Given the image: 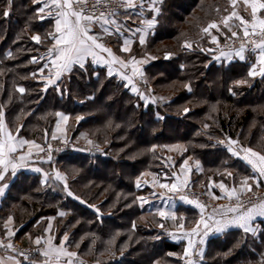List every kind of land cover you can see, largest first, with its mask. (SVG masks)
<instances>
[{
	"label": "trees",
	"instance_id": "obj_1",
	"mask_svg": "<svg viewBox=\"0 0 264 264\" xmlns=\"http://www.w3.org/2000/svg\"><path fill=\"white\" fill-rule=\"evenodd\" d=\"M40 7L33 0H12L10 6L0 0V112L12 132L37 142L50 138L57 114L64 112L71 137L91 138L102 152L66 151L33 161L46 181L19 171L0 204V233L11 217L19 239L42 237L53 217L55 242L68 237L66 246L77 255L73 264H184L171 254L182 253L183 244L169 240L160 227L165 222L140 203L136 178L146 170L168 177L185 156L203 166L193 173L195 188L207 189L211 179L238 184L257 178L242 159L211 143L215 135H228L240 151L264 155V76H249L248 61L218 63L203 33L230 12L231 0H163L146 42L134 43L128 56L145 59L142 73L154 93L171 98L162 108L91 61L45 90L39 72L47 59L32 60L38 49L52 48L55 27L52 17L39 18ZM178 142L184 154L167 160L168 146ZM55 168L66 174L67 187L55 179ZM178 214L188 226L198 219L189 206L180 205ZM259 223L256 232L232 228L211 236L200 264H264V221ZM113 254L119 260L112 261Z\"/></svg>",
	"mask_w": 264,
	"mask_h": 264
},
{
	"label": "crops",
	"instance_id": "obj_2",
	"mask_svg": "<svg viewBox=\"0 0 264 264\" xmlns=\"http://www.w3.org/2000/svg\"><path fill=\"white\" fill-rule=\"evenodd\" d=\"M232 8L230 10V12L225 15L220 21H213L210 24H215L216 27L213 28H209V25L206 26V28H208V32H206V34H209V42H210V48H215V43L218 40L219 35H224V34H231L234 31H243V25H241V22L239 19L236 18V16H232V13L235 11L237 13L238 16L242 17L245 21H251L252 20V9L249 6V4L245 3V0H236L235 4H233L231 2ZM43 6V0L41 2V7ZM160 3H157L155 5V7L159 8ZM152 5H151V0H144V7L143 9L137 8L135 10H126L123 9L120 15L114 16V17H109V19H115L117 21V23L119 25H121V29L119 32H116V25L113 24H107V25H103L102 21L100 23H93L90 25L91 27V31H90V35H95L97 37H99V42L103 43L105 47L110 48L113 52V54L118 57L120 60L124 61L127 64V67H122L119 63H114V64H106L104 61L105 60H110L111 58L108 56V54L106 52H102L100 50H96L99 57H102L103 59H99L96 62H94L93 57L91 55H86L84 57L83 60V64L85 65L88 61H91L92 64L96 67H102L105 68L106 71L109 74V67H111L112 69V74L111 75H116L118 76L121 80L125 81L126 86L130 87L131 91H132V87L134 86L135 88L138 89L137 92H134L136 94H140V96L146 100V95L141 92V88L139 86V84L137 83L136 79L138 77V75L143 72V68L145 66V59L143 58H135V57H129L128 54L130 53V50L132 49L133 45L135 42H139L140 40V36L144 35L145 36V42L149 36V33L151 31V29L146 28V25L144 23H142V21H147L149 19L155 18L156 16V12L151 10ZM48 9L45 10V13H42L45 15V17H52L54 20V27H55V19H56V11L58 10H52V15L48 16ZM139 13H142V15H139ZM257 16L261 19H264V10H261L257 13ZM130 17V18H129ZM231 17L230 19L227 20V22H225V18ZM87 23V22H85ZM249 26V30H251V26L250 24ZM103 28H107L109 30V33H105L103 31ZM137 29H140L141 31H136ZM54 36H59V33H56V30ZM205 32V31H204ZM213 37L216 38V42L213 41ZM129 41V43L127 45H125V41ZM140 43V42H139ZM55 45V39L53 38V43H52V48ZM116 46L119 47L118 51L116 49ZM127 46L129 48V51H122L121 49L123 47ZM236 51L233 52H223V53H227V54H232V58L229 59L227 55H222V52H214L213 58L214 60H216L218 63L221 62H232L235 60H240V61H248L250 63V71L253 69V67H255V70L257 72L256 76H261L259 74L260 72V68L262 67V65H260L256 59L258 53H249V52H245V59L241 60L238 57H236L234 55ZM123 54H127V56L123 55ZM133 58H135V61H139L140 63H133L132 60ZM54 59V53L51 56V58H49L47 60V67H45L46 69H44V72L41 74V72H39V80L45 82L48 86V79H52L55 80V83L57 82V80H59L61 77H63L64 75H67L70 73V71H65L62 72L61 76L57 79L56 78V72H57V68L53 67L51 64V60ZM78 64H74L71 68V70L73 69L74 66H76ZM255 76V75H254ZM130 78L132 83L129 84L128 79ZM21 88V87H19ZM133 92V91H132ZM59 114L61 115H57V119L55 122V126L54 129L51 133L50 138H53L55 136V138H64L66 136L69 135V130H68V125L70 123V117L68 114L64 113V112H59ZM63 117H67V119H63ZM4 123L7 126L8 131H10L12 133L13 136H15L17 138V140L19 139H25L22 138L20 136H18L17 133L12 132L10 130V128L8 127L7 123L5 122V119L3 117ZM0 139H6V137L4 136V134L2 132H0ZM28 140V139H25ZM28 141H34V140H28ZM35 145H39V142L34 141ZM39 148L35 147L34 145H24L23 147H20L19 145H17V150L18 151H22L21 153H19L20 155H25L29 152H33L35 150H37ZM168 157L167 160L169 158H172L174 155L176 156H180L183 155L185 152V146L182 142H178V143H173L171 145L168 146ZM255 152V151H254ZM239 155H235L236 157L242 159L245 163H247L251 168V164H249L245 159H243V157L245 156V153L243 151H239L238 152ZM14 153L11 154L10 159H12V155ZM187 161V164L185 165L184 162ZM14 163L19 164H23L22 167H18L16 170V174L21 171V170H25L28 172H34V173H38L41 175L42 180L46 181L47 178L45 177V172L40 168L39 165H37L36 163L33 162V160L26 159L25 161H19V160H13ZM182 165H184V167L182 168ZM198 166H199V170H198ZM39 168L40 171L37 172L36 169ZM175 171H171L168 175V177H166V174H160L156 171H152V170H146L144 171L139 177L136 178V187H137V181H139L140 183V187H137L140 190V194H139V198H143L144 200L148 201L149 204H152L153 209H151L152 211L156 212L157 214L159 213V211H165L166 213H169V217H161L158 214V217L161 218V220H163L165 222L163 228L164 230L167 232V237L169 240H171L172 242L175 243H181L183 244V251L182 253H171L173 256L179 257L181 259H183V262L185 264V261L187 259H189V257H185L184 256V249L188 246V239L187 238H181V239H176L173 238L172 235H169V233H173L175 234L176 237H182L184 232H191L192 229L196 228L197 226V222L201 219V210L200 208H198L196 206L195 203H189V201H185V200H180V199H171L169 197V194L172 191H168L167 189L161 188L159 186V184H177L178 189L185 187V183H187V186L193 185V173L194 171H196L197 173H201L203 171V166L202 163L193 158L192 156H185L183 157L182 161L177 165V167H175L174 169ZM253 170V169H252ZM59 172L63 177L64 180H59L61 181L64 185H67L68 179L66 174L55 168V172ZM257 176V180H259V185H261V183H264V178L259 177V173L258 172H254ZM16 174L14 176H16ZM171 174V175H170ZM12 175V169L9 166V170L8 172L5 174V179L3 181H0V187L4 188V192L3 195H0V204L4 198V196L7 193V190L9 188L10 185V180L14 177ZM254 184H253V183ZM5 184L7 185V187H4ZM223 184L224 188L222 189L220 187V185ZM208 185L211 186V188L213 189V192L215 193V195H228V192H230L232 189L236 190V194L242 193V192H247V188L249 185H251V190H253L254 188L256 189L258 186L256 185V183L254 182V180H248L247 185L243 184V181L241 183L238 184H227L223 181H216V180H210ZM145 203V204H148ZM180 205H185V206H189L191 208H194L198 211V219L196 221V223H194L193 225H185L184 224V220L179 218V214H178V207ZM231 208V207H219V208H212V209H204L203 215L205 218H207L209 215L214 216L215 219L217 220H227L232 218L235 215H238L239 213H231L228 212L227 209ZM249 208V207H248ZM214 209H218L219 211L217 212H213ZM246 209H239V212H244ZM175 215V219L171 218V214ZM184 216V215H183ZM53 221L54 218L51 217L48 221L45 233L43 238L48 241L49 239L51 240V247L52 248H56L59 247L61 245V241L64 240V237L61 239L60 243H56L54 236L52 234V227H53ZM260 221H264V217H256L252 222H251V226L254 229V232H256L259 227H260ZM183 224V228L181 229L179 227L180 224ZM210 224L212 223L211 221L209 222ZM4 228H5V232H13L14 231V221L13 218H8L5 221L4 224ZM235 228V227H232ZM229 228V229H232ZM227 229V230H229ZM204 229H203V225L200 226V235H193L191 237V239L195 242L194 243V247L192 249V256L190 257L193 261L194 264H200L201 262H196L194 259V255L197 252L196 246L199 243V241L201 239L204 240L203 243V248H202V253L204 254L205 249H206V243L207 240L214 235H219L223 232H210L207 236L203 235ZM37 238H40L39 236H35V237H28L27 235H25L23 238L21 239H28L29 243H33L35 242V240ZM48 244V243H47ZM48 246V251L50 253V255H56L55 252L51 251L49 244ZM63 249L66 252H73L71 250H69V248L66 246V241H64L63 243ZM75 253V252H74ZM48 256L46 259L44 260H38V259H22L20 256H18L15 253H9L4 251L1 247H0V264H69V261H71V264H73L76 259H77V255L74 257H70L67 255H60L59 258H57L56 256H54V258H52L51 256ZM59 259V260H58Z\"/></svg>",
	"mask_w": 264,
	"mask_h": 264
},
{
	"label": "snow or ice",
	"instance_id": "obj_3",
	"mask_svg": "<svg viewBox=\"0 0 264 264\" xmlns=\"http://www.w3.org/2000/svg\"><path fill=\"white\" fill-rule=\"evenodd\" d=\"M12 0H7V3L9 6L11 5ZM34 3H41L42 0H33ZM163 0H151L152 8L151 10L156 12L157 15L160 14V8L155 7L157 3H162ZM233 4H235L236 0H231ZM108 3H115L119 5L120 7H123L126 10H135L137 8L143 9L144 7V0H95V2L91 6V14H86L87 11V5L88 0H43V6L40 7L37 10V15L41 20L45 19L46 17L43 15H39L41 13H45V10L48 9V16L52 15V10H58L56 11V19H55V30L56 33H59V36H53L55 39V45L53 48H50L49 54L52 55L54 53V59L51 60V64L53 67H56L58 70L56 72V78L58 79L62 72L65 71H71V68L74 64H78L81 68L84 67L83 60L86 55H91L93 57L94 62H96L99 59H103L102 57H99L97 53V49L106 52L108 56L111 58L110 60H105L104 62L106 64H114L119 63L122 67H127V64L120 60L118 57H116L112 50L110 48H107L104 46L103 43L99 42V37L95 35H90L91 27L90 25L93 23H100L102 21L103 25L107 24H113L116 25V32H119L121 29V25L117 23L115 19H109V16L114 15L113 12L105 13L100 12L99 16L96 15V9L98 5L105 4V6ZM246 4H249V6L252 9V20L245 21L242 17L238 16L237 13L234 11L232 13V16H236L237 19L240 20L241 25H243V34L245 37L251 36H260L259 42L256 40H252L250 43L252 44L251 49H246V46L244 44H241L240 48L234 53L236 57H238L241 60L245 59V51H250L253 53H258L256 59L262 67L260 68L259 74L264 76V19H261L257 16V13L261 10H264V0H245ZM10 15V11L8 9H5L3 11V16L7 18ZM139 15H142V13H139ZM130 18V17H129ZM231 17L225 18V22H227L228 19ZM87 22V23H85ZM146 25V28L151 29L153 28L157 20L155 18L149 19L147 21H142ZM251 26V31L249 30V25ZM216 27L215 24H210L209 28ZM259 29V31H257ZM103 31L105 33H109V30L107 28H103ZM136 31H141L140 29H137ZM203 31L208 32V28H205ZM233 36H236L237 33L233 32ZM32 39L40 43L41 37L39 35H34ZM213 41L216 42V38L213 37ZM140 44L143 45L145 43V36L141 35ZM125 45L129 43V41L124 42ZM186 47H190V45H186ZM122 51H129V48L127 46L123 47L121 49ZM222 55H227L229 59L232 58V54L227 53H221ZM8 56H11V53L7 54ZM38 60L36 58H33L32 63H37ZM133 63H140L139 61H135V58L132 60ZM44 67H47L45 65ZM41 74L44 72V68L40 69ZM112 74V69L109 67V75ZM143 75V73H140ZM257 72L255 70V67L248 73L249 76L256 75ZM35 76V73L33 74ZM129 84L132 83L130 78H127ZM246 81H238V83H245ZM48 85L55 84V80L48 79L47 81ZM47 89V85L45 86V90ZM19 92L23 93L25 89L23 87L18 89ZM133 92H137L138 89L134 86L132 87ZM187 111V109H185ZM61 115V114H57ZM162 118V117H161ZM63 119H67V117H63ZM0 132L4 134L6 139H0V181H3L5 179V174L9 170V166L12 169V175L14 176L16 174V170L18 167H22L23 164H17L13 162V159H10V156L12 153H15L17 150V145L20 147H23L24 145H34L35 147L39 148V145H35L34 141H28L25 139H19L12 135L10 131H8L7 126L4 123L3 120V113L0 112ZM55 138V136L53 137ZM91 143V141H89ZM221 143H224L221 141ZM238 143L237 141H228V151L232 153L233 155H239L238 152H236L231 145ZM43 149H41L42 151ZM242 151L245 153V156L243 159H245L249 164H251L252 169L254 172L259 173V177L264 178V155H261L260 153L254 152L251 148H243ZM31 157V152L20 155L18 157L19 161H25L26 159H29ZM49 159H51V156H49ZM184 164H187V161L184 162ZM184 165H182V168ZM199 170V166H198ZM37 172L40 171L39 168L36 169ZM230 175V174H229ZM45 177L47 178V174H45ZM55 179L56 180H64V177L59 173H55ZM249 177H246L243 181V184L247 185ZM254 180L257 186H259V180L256 178H251ZM161 188L167 189L168 191H176L178 190L177 184L173 183L171 185L169 184H159ZM185 186H187V183H185ZM4 187H7L5 184ZM65 187L66 184H65ZM137 187H140L139 181H137ZM220 187L223 189L224 185L221 184ZM248 191H251V185L247 188ZM4 188L0 187V195H3ZM68 195H72L71 192H68ZM228 196L231 199L233 196H236V190L232 189L230 192H228ZM218 199L219 197H214ZM237 200H239V196H236ZM143 203H148V201L144 200L143 198H139ZM181 199H186L185 197H181ZM189 203H195L198 208L201 210V219L197 222L196 228L192 229L191 232H184L182 237H176L175 234L169 233V235H172L173 238L181 239V238H187L188 239V246L184 249V256L189 257L185 261V264H194V261L190 258L192 256V249L194 247V241L191 239L193 235H200V226L203 225V235L207 236L210 232H225L227 229L235 227L242 229L244 233L254 232V229L251 226V222L256 217H264V202H261L259 204L253 205L252 207L247 208L244 212H239L240 205L238 204L237 207H231L228 208L227 211L231 213H239L238 215L233 216L230 219L227 220H217L214 218V216L209 215L207 218L204 217L203 212L205 209V205L200 204L196 201H189ZM98 211V210H97ZM219 211L218 209H214L213 212ZM161 217H169V213H166L165 211H159L158 213ZM61 216L65 215V213L61 212ZM171 218L175 219L174 213L171 214ZM212 222L211 224L209 222ZM160 227H163L161 224ZM179 227L182 229L183 224L181 223ZM9 235H14V233H9ZM68 239L67 236L64 237V240L61 241V245L56 248L51 247V240L49 239L47 243L49 244V247L51 251L55 252L56 255L59 257L60 255H67L70 257L76 256V253L74 252H66L63 249V243ZM42 238H37L35 240V243L39 245L41 243ZM201 244L204 243V240L201 239L199 241ZM0 246L12 248L13 246L11 244L4 245L2 242H0ZM50 253L49 251H45L43 255L48 256ZM69 264H71V261H69Z\"/></svg>",
	"mask_w": 264,
	"mask_h": 264
},
{
	"label": "built area",
	"instance_id": "obj_4",
	"mask_svg": "<svg viewBox=\"0 0 264 264\" xmlns=\"http://www.w3.org/2000/svg\"><path fill=\"white\" fill-rule=\"evenodd\" d=\"M95 2V0H88L87 5V11L86 14H91V6ZM124 8L120 7L119 5L115 3H108L106 6L105 4H101L97 6L96 9V15L99 16L100 12H105L106 14L109 12L114 11V15L109 17H114L119 14ZM259 31V29H257ZM252 40H256L259 42L260 36H249L245 37L243 32L237 33L236 36H228L222 40H217L215 43V48H208L211 55H214V52H233L237 51L241 44H244L246 46V49H251L252 44L250 43ZM50 48H41L36 51L35 58L37 59H48L52 55L49 54ZM249 53H253L250 51H245ZM137 80L140 84L146 86L147 85V78L145 75H138ZM169 99H162V98H154V104L156 107H163L165 102H168ZM170 101V100H169ZM231 140L228 137H214L211 139V143H214L215 145H219L221 148L228 149V141ZM223 141L224 143H221ZM41 149H43L41 151ZM41 149L38 152H35L31 156V160H49V156H51V159L55 156H58L62 152L66 151H77V152H83V153H99L102 152V149L98 145H87V144H79L75 140H59L54 142H48L45 141L41 145ZM236 196H239V200H237ZM233 196L231 199L229 197H219L218 199L214 198V196H210L205 188H195L193 186H185L183 188H180L176 191H172L169 194V197L171 199H180L185 201H196L200 204L205 205V209H212V208H219V207H237L239 204V209H246L250 206L259 204L261 202H264V185H260L258 188H256L254 191L245 193V194H239ZM181 197H185L186 199H181ZM0 242H2L4 245L11 244L13 247H3L6 248L12 252H15L18 256H20L22 259H30L33 256L37 254H42L45 251L44 246L37 245L34 247L24 246L20 242H18L15 238V236H4L0 237ZM203 244L200 242L197 244L196 249L197 252L194 255V259L196 262H201L203 260V253H202ZM120 256L119 254H113L111 257L112 261L119 260Z\"/></svg>",
	"mask_w": 264,
	"mask_h": 264
},
{
	"label": "rangeland",
	"instance_id": "obj_5",
	"mask_svg": "<svg viewBox=\"0 0 264 264\" xmlns=\"http://www.w3.org/2000/svg\"><path fill=\"white\" fill-rule=\"evenodd\" d=\"M224 17V16H223ZM213 22V21H212ZM206 28V27H205ZM251 31V30H250ZM234 32H236V33H242L243 31H234ZM203 33L204 34H206V32H204L203 31ZM206 35H208L209 36V34H206ZM232 35V33L231 34H224V35H222V37H221V35H219V37H218V40H222V39H224V38H226V37H228V36H231ZM210 37V36H209ZM53 55V54H52ZM51 58V57H50ZM49 59V58H48ZM47 59V60H48ZM140 75V74H139ZM146 77V76H145ZM136 81H137V83L139 84V86H140V88H141V90H142V92L144 91L146 94V97H147V100H150V102H151V100H152V103L154 104V98H162V99H169V100H171V98L170 97H162V96H159V95H157V94H155L154 93V89H153V86L151 85V84H149L148 83V81H147V85L146 86H144V85H142V84H140L139 82H138V80L136 79ZM169 100H168V102H169ZM165 103H167V102H165ZM154 106H155V104H154ZM156 107V106H155ZM164 107V106H163ZM157 108H162V107H157ZM68 130H69V125H68ZM220 136H222V137H228V138H230L232 141H236V140H234V139H232L230 136H228V135H215V136H213V138L214 137H220ZM59 140H75L77 143H79V144H87V145H101V144H99V143H97V142H95L94 140H92L91 138H88V137H75V138H72L71 137V135H70V131H69V135L68 136H66V137H64V138H48L47 140H43L42 142H39V149H37V150H35V151H33V152H31V156L35 153V152H38L40 149H41V145L45 142V141H48V142H54V141H59ZM89 141H91V143H89ZM212 144H214V143H212ZM215 145V144H214ZM217 146H219V145H217ZM220 147V146H219ZM231 147L236 151V152H239L240 151V148H239V146L237 145V143L236 144H233V145H231ZM169 150V149H168ZM242 151V150H241ZM254 151V150H253ZM22 151H18V152H15L13 155H12V159L13 160H18V157H19V153H21ZM256 152V151H255ZM258 153V152H257ZM261 155H263V154H261ZM159 157H162V155H160ZM31 158V157H30ZM176 158V157H175ZM173 165V164H172ZM175 169V167H173V166H171V171H175L174 170ZM0 170H2V169H0ZM262 185H264V183H262ZM188 186H190V185H188ZM260 186V185H259ZM258 186V187H259ZM257 187V188H258ZM183 188V187H182ZM197 188V187H196ZM198 188H204L203 186H201V187H198ZM206 189V188H205ZM207 192H208V194L210 195V196H214V197H229L228 195H215V193L213 192V190H212V188H211V186L210 185H207ZM255 190V189H254ZM254 190H251V191H254ZM251 191H247V192H242V193H239L240 195L241 194H245V193H248V192H251ZM239 194H236V195H239ZM140 203L142 204V201L140 200ZM143 205H146L147 206V208L148 209H153V206H152V204H145V203H143ZM9 233L10 232H5V233H0V237L2 236V237H4V236H6V237H8V236H11V235H9ZM11 233H14V235L13 236H15V238H16V240L18 241V242H20L22 245H24V246H29V247H34V246H37V244L35 243V242H33V243H31V244H24L23 242H22V239H19L17 236H16V234H15V229H14V231L13 232H11ZM40 238H42V240H41V243L39 244V245H42V246H44V248H45V251H48V244H47V241L43 238V236L41 237V236H39ZM55 239V238H54ZM4 251H6V252H9V253H15V252H12V251H10V250H8V249H6V248H3V247H1ZM44 251V252H45ZM43 252V253H44ZM43 253L42 254H37V255H35V256H44V258H43V260L44 259H46L48 256H45V255H43ZM16 254V253H15ZM35 256H33V257H35ZM51 256V255H50ZM54 256H56V255H52L51 257L52 258H54ZM57 258H59L58 256H56ZM60 259V258H59ZM58 259V260H59ZM80 260V259H79Z\"/></svg>",
	"mask_w": 264,
	"mask_h": 264
},
{
	"label": "water",
	"instance_id": "obj_6",
	"mask_svg": "<svg viewBox=\"0 0 264 264\" xmlns=\"http://www.w3.org/2000/svg\"><path fill=\"white\" fill-rule=\"evenodd\" d=\"M80 264V263H79Z\"/></svg>",
	"mask_w": 264,
	"mask_h": 264
}]
</instances>
